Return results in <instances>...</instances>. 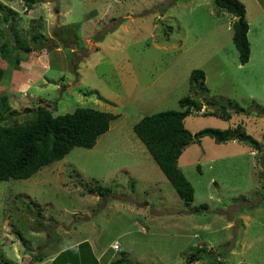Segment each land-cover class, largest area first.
Segmentation results:
<instances>
[{
    "label": "rangeland",
    "instance_id": "374dc122",
    "mask_svg": "<svg viewBox=\"0 0 264 264\" xmlns=\"http://www.w3.org/2000/svg\"><path fill=\"white\" fill-rule=\"evenodd\" d=\"M34 1L0 0L17 12L0 31L24 47L18 69L0 59V96L18 117L40 105L55 116L90 108L117 117L91 149L0 181V264H109L121 252L132 264H188L197 249L203 257L191 264H264V0H238L249 26L243 65L235 17L212 0ZM193 70L204 73L196 96ZM185 96L202 107L184 120L191 134L231 130L260 147L189 144L177 161L194 189L189 208L132 130L144 116L181 110ZM223 108L229 118L209 114Z\"/></svg>",
    "mask_w": 264,
    "mask_h": 264
},
{
    "label": "trees",
    "instance_id": "16d2710c",
    "mask_svg": "<svg viewBox=\"0 0 264 264\" xmlns=\"http://www.w3.org/2000/svg\"><path fill=\"white\" fill-rule=\"evenodd\" d=\"M212 1L218 8L235 17L231 27L232 42L238 52L239 63L246 64L249 60L250 48L247 39L249 26L245 20L244 5L238 0ZM25 3L32 9L35 1L25 0ZM0 12H3L0 16V24L12 25L17 12L3 4H0ZM6 37L5 31L1 30L0 38L4 41L0 43V59L9 63L11 68L18 69L22 61H19L18 54L24 49L23 41L17 38V45L12 46ZM36 51L39 53L41 50L37 48ZM5 76L6 69L0 67V85ZM204 86L203 71L193 70L189 77L190 92L196 96L204 90ZM8 101L6 95L0 96V181L29 179L40 168L62 160L76 147L91 149L117 117L90 108H77L72 113L55 116L52 109L42 105L26 108L23 110L24 116L18 117V112L11 109ZM178 105L181 109L179 111L167 110L144 116L133 125L132 130L180 200L189 208L194 199V189L177 166L178 159L189 144L199 143L201 138L210 137L217 143L237 140L249 144L255 150H259L260 147L256 140L248 138L245 134L235 136L231 130L206 128L191 134L185 128L184 120L192 112H201V103L190 96H185L178 101ZM228 105L234 113L244 111L242 108L232 106L231 103ZM219 113L209 114L224 119L230 117V113L225 108ZM256 113L264 118V110L261 108L256 107ZM17 118H21V122H18ZM105 192L109 193L107 189ZM199 209L206 210L207 207L202 205ZM82 245L89 248L87 242ZM202 250L197 249L195 253L187 256V263L191 264L202 259L204 253ZM109 264L132 263L126 254L121 252L119 257Z\"/></svg>",
    "mask_w": 264,
    "mask_h": 264
},
{
    "label": "built area",
    "instance_id": "2783aa9c",
    "mask_svg": "<svg viewBox=\"0 0 264 264\" xmlns=\"http://www.w3.org/2000/svg\"><path fill=\"white\" fill-rule=\"evenodd\" d=\"M111 247L114 251H118L120 249V247L117 243H114Z\"/></svg>",
    "mask_w": 264,
    "mask_h": 264
},
{
    "label": "crops",
    "instance_id": "0c3cea01",
    "mask_svg": "<svg viewBox=\"0 0 264 264\" xmlns=\"http://www.w3.org/2000/svg\"><path fill=\"white\" fill-rule=\"evenodd\" d=\"M84 242H85V241H84ZM84 242H82V243H84ZM82 243H81V244H82ZM70 248H71V250H72V247H70ZM89 248H91V247L89 246ZM61 251H62V250H61ZM68 251H70V250H68ZM70 254H71V253H70ZM103 254H104V253H101L100 258H101V256H102ZM98 260H100V259L96 258V260H95V261H96V264L98 263Z\"/></svg>",
    "mask_w": 264,
    "mask_h": 264
},
{
    "label": "clouds",
    "instance_id": "9594fccd",
    "mask_svg": "<svg viewBox=\"0 0 264 264\" xmlns=\"http://www.w3.org/2000/svg\"><path fill=\"white\" fill-rule=\"evenodd\" d=\"M114 243H117V242H114ZM114 243H113V244H114ZM113 244H112V245H113ZM112 245H111V246H112ZM111 249H112V247H111ZM112 250H113V249H112ZM113 251H114V250H113ZM114 252H120V249H119L118 251H114Z\"/></svg>",
    "mask_w": 264,
    "mask_h": 264
},
{
    "label": "water",
    "instance_id": "95a60500",
    "mask_svg": "<svg viewBox=\"0 0 264 264\" xmlns=\"http://www.w3.org/2000/svg\"><path fill=\"white\" fill-rule=\"evenodd\" d=\"M238 18H236V20H237Z\"/></svg>",
    "mask_w": 264,
    "mask_h": 264
}]
</instances>
